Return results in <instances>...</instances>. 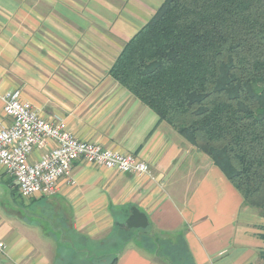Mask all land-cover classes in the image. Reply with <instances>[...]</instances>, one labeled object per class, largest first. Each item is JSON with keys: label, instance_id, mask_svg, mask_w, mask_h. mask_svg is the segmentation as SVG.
Listing matches in <instances>:
<instances>
[{"label": "crops", "instance_id": "0c3cea01", "mask_svg": "<svg viewBox=\"0 0 264 264\" xmlns=\"http://www.w3.org/2000/svg\"><path fill=\"white\" fill-rule=\"evenodd\" d=\"M164 1L0 0V128L10 122L2 96L20 89L43 118L150 167L139 175L77 161L55 195L25 198L0 166V190L9 189L15 208L39 205L31 211L36 221L25 222L15 208L5 212L0 195V264H86L96 256L91 244L124 228L132 207L148 217L150 246L136 229L117 264H169L155 237L186 247L193 264H264V214L245 204L207 154L109 74Z\"/></svg>", "mask_w": 264, "mask_h": 264}, {"label": "trees", "instance_id": "16d2710c", "mask_svg": "<svg viewBox=\"0 0 264 264\" xmlns=\"http://www.w3.org/2000/svg\"><path fill=\"white\" fill-rule=\"evenodd\" d=\"M109 74L264 214V0H165ZM153 240L173 264H193L186 247ZM95 258L86 264L118 263Z\"/></svg>", "mask_w": 264, "mask_h": 264}, {"label": "built area", "instance_id": "2783aa9c", "mask_svg": "<svg viewBox=\"0 0 264 264\" xmlns=\"http://www.w3.org/2000/svg\"><path fill=\"white\" fill-rule=\"evenodd\" d=\"M10 122L0 128V166L13 179L25 198L53 196L62 178L70 177L77 161L103 166L123 173L150 174V167L132 154L105 148L99 143L77 138L62 120H47L21 98L14 89L2 96ZM55 145L47 148L48 142ZM36 150H43L31 160ZM6 243L0 238V250Z\"/></svg>", "mask_w": 264, "mask_h": 264}, {"label": "rangeland", "instance_id": "374dc122", "mask_svg": "<svg viewBox=\"0 0 264 264\" xmlns=\"http://www.w3.org/2000/svg\"><path fill=\"white\" fill-rule=\"evenodd\" d=\"M1 205L5 208V212H10L11 210H13L15 208L16 202L14 201V197L11 195L9 189H1ZM22 198H20L21 200ZM41 205V204H40ZM19 206V205H18ZM34 207H36L35 209L39 210V205L37 206H33L32 207H24L23 205L20 207H16L15 209H17L18 211L22 212V214L25 216L24 221L25 222H34L36 221V217H34V215L31 213V211L34 209ZM33 212V211H32ZM40 215L43 214H47L46 213V209H44L43 211H40ZM43 217H45V215H43ZM44 219V218H43ZM46 220V218H45ZM136 229H129V228H120V227H115V229L111 232V236L109 239H105L102 243V245H97V244H91V247L93 248L91 254H95L96 258H95V262L96 261H102V262H109L111 261L114 256L116 254H119L120 251L122 250V248L125 246V244H127V242H130L133 238H135V236H137V232H135ZM142 231V230H140ZM144 231V230H143ZM150 232L147 231L146 234L148 235ZM144 234V235H146ZM144 235H142V237H144ZM157 238V237H155ZM164 239V238H161ZM160 240V238H159ZM90 243H93L92 241H90ZM148 243V244H147ZM146 245L150 246V242H147ZM164 256V254L162 255ZM167 262L169 264H173V262H171L172 260L169 259V257L167 258L166 256L164 257ZM94 262H89L88 264H92ZM174 264H177L174 262ZM186 264H190V263H186Z\"/></svg>", "mask_w": 264, "mask_h": 264}, {"label": "water", "instance_id": "95a60500", "mask_svg": "<svg viewBox=\"0 0 264 264\" xmlns=\"http://www.w3.org/2000/svg\"><path fill=\"white\" fill-rule=\"evenodd\" d=\"M148 225L149 221L147 215L136 207H132L131 214L127 220L124 223L119 224V226L129 229H146Z\"/></svg>", "mask_w": 264, "mask_h": 264}]
</instances>
